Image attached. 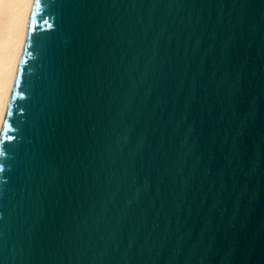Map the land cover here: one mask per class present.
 Wrapping results in <instances>:
<instances>
[{
	"label": "water",
	"instance_id": "1",
	"mask_svg": "<svg viewBox=\"0 0 264 264\" xmlns=\"http://www.w3.org/2000/svg\"><path fill=\"white\" fill-rule=\"evenodd\" d=\"M43 4L7 102L0 264H264V0Z\"/></svg>",
	"mask_w": 264,
	"mask_h": 264
},
{
	"label": "bare ground",
	"instance_id": "2",
	"mask_svg": "<svg viewBox=\"0 0 264 264\" xmlns=\"http://www.w3.org/2000/svg\"><path fill=\"white\" fill-rule=\"evenodd\" d=\"M31 3L13 5L0 0V116L8 102L20 54L24 44V22Z\"/></svg>",
	"mask_w": 264,
	"mask_h": 264
},
{
	"label": "snow or ice",
	"instance_id": "3",
	"mask_svg": "<svg viewBox=\"0 0 264 264\" xmlns=\"http://www.w3.org/2000/svg\"><path fill=\"white\" fill-rule=\"evenodd\" d=\"M7 3H11L13 5H22L24 3L30 2L33 7L37 5L40 7H44L43 0H5ZM34 13L31 9H29V20L24 22V30H25V37L27 38L30 33H32L35 29L34 23L32 22L31 18L33 17ZM0 26H2V21H0ZM55 24L54 23H47V31L54 30ZM21 98L23 97V93H19ZM14 98L11 93L9 95V99ZM23 114V111L21 112ZM12 115V112L9 110L8 104H5L3 115L0 116V156H6L7 153L2 147V145H12L13 142L16 140V137L9 135L10 132L15 131V129L11 126L8 117ZM3 170V165H0V171Z\"/></svg>",
	"mask_w": 264,
	"mask_h": 264
}]
</instances>
